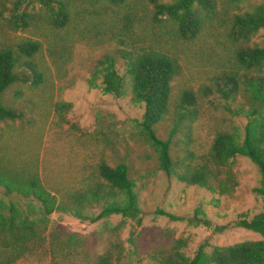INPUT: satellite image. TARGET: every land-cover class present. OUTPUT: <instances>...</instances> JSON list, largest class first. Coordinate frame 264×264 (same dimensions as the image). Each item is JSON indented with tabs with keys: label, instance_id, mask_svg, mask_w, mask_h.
<instances>
[{
	"label": "rangeland",
	"instance_id": "obj_1",
	"mask_svg": "<svg viewBox=\"0 0 264 264\" xmlns=\"http://www.w3.org/2000/svg\"><path fill=\"white\" fill-rule=\"evenodd\" d=\"M16 1L2 0L0 5V46L14 45L23 39L40 41L43 48L34 61L42 83L37 86L17 83L3 96L4 105L16 109L22 117L0 121V171L24 183L36 176L46 188L58 189L88 181L100 161L112 167L124 163L136 185L141 223L119 216L90 223L55 212L35 252L15 264H52L50 242L78 254L69 260L60 259L59 264H94L105 255L111 257L113 264H159L174 251L193 258L201 246L211 252L215 247L262 240L261 235L234 226L241 217L251 219L261 212V199L254 193L261 177L248 158L238 156L231 161L219 184L223 192L179 183L158 169L157 156L139 126L143 105L133 101L130 77L118 54V49H124L118 42L124 40V30L117 21L121 12L117 17L109 12L111 18L106 15L98 18L88 13L98 9V4L74 0L76 10L85 20L80 24L91 21L96 26L91 29L89 25L88 31L94 35L97 31H113L109 33L113 38L97 36L76 42L68 41L67 31L45 30V10L35 0H29L21 8L30 15L29 27L15 30L10 23V11ZM263 2L241 0L237 6H230L226 0H216L220 20H215L212 28L207 27L195 39L183 41L175 38L169 23H154L149 0H140L141 22L136 24L138 35H133V43L176 56L183 69L172 84L169 114L156 126L162 140H168L176 128L171 156L180 173L184 171L183 165L195 164L208 153L218 133L243 137L246 120L230 110L246 109V99L239 95L235 101L224 100L215 93L212 81L216 66L222 61L227 64L231 52L225 36L228 18ZM249 45L263 46L264 30ZM105 56L116 59L115 67L124 77L125 87L119 98L105 95L100 88L88 84L97 63ZM96 82L100 84L101 79L97 77ZM204 86L213 88L211 95L202 92ZM186 90L196 96V104L189 107L193 113L180 120L177 105ZM58 104L71 105L64 111L62 121L55 113ZM5 194L0 184V208L15 205L23 214L28 213L29 205L35 201L17 193ZM197 208L202 209L209 226H194L187 220L171 221L157 214L161 210L189 218Z\"/></svg>",
	"mask_w": 264,
	"mask_h": 264
},
{
	"label": "trees",
	"instance_id": "obj_2",
	"mask_svg": "<svg viewBox=\"0 0 264 264\" xmlns=\"http://www.w3.org/2000/svg\"><path fill=\"white\" fill-rule=\"evenodd\" d=\"M45 10L44 23L52 33L67 31L68 41L82 42L97 36H109L113 31H88L96 29L94 22H85L84 17L76 10L74 0H35ZM99 5L98 9L89 12L100 18L103 15L115 17L120 12L118 23L124 30V40L118 42L123 48L118 49L119 58L125 62L130 77L133 101L143 105L144 113L140 127L146 142L157 156L158 169L168 177H174L179 183L198 186L212 192L221 191V177L228 172L230 163L236 157L248 158L259 170V186L254 193L261 199V212L251 219L240 218L234 226L261 235L262 240L245 242L227 247H215L206 252L201 246L193 258L174 251L169 257L160 260L159 264H264V45L251 46V39L264 30V2L252 10L233 13L228 18L225 34L230 44L227 64L223 61L216 66L213 79L215 93L226 101H235L239 95L246 99L247 108L230 110L246 120L243 137L229 133H218L208 153L195 164L183 165L180 173L178 165L171 156V141L177 132L173 129L168 140L158 137L156 126L169 114L172 98V84L181 74L180 60L171 54L151 47H138L133 43L136 24L141 22L139 16L140 0H90ZM228 5L237 6L241 0H226ZM29 0H17L11 12L10 23L15 30L29 27L30 15L22 11V6ZM152 5L151 19L161 25L169 23L175 38L189 41L195 39L207 27H213L218 18L216 0H175L162 3L149 0ZM2 0H0V5ZM94 18V17H93ZM111 18V17H110ZM85 21V20H84ZM105 25V23H104ZM121 27H118L120 30ZM113 27V29H115ZM122 35L121 31L119 32ZM109 38H113L109 36ZM115 38V36H114ZM43 44L38 40L23 39L14 45L0 46V121H15L22 114L3 103L4 94L17 83L40 85L42 75L34 61L42 50ZM116 59L105 56L89 79L91 88H100L103 94L119 98L125 87L124 77L115 67ZM101 79L97 84L96 78ZM213 88L204 86L202 92L207 96ZM196 96L191 91H183L177 105L180 120L192 114L189 107L195 106ZM70 104H58L55 113L62 121L64 111ZM230 182V180L228 179ZM0 184L6 196L13 193L34 199L23 214L15 205L0 208V264H15L26 255L35 252L39 238L49 230L50 216L53 213L70 215L78 220L96 223L106 218L119 216L141 223V208L135 183L129 176V168L120 163L115 167L100 161L94 175L73 188H46L36 176H31L26 183L0 171ZM99 209V213L95 211ZM171 221H184L191 225L210 223L204 218L202 209L197 208L192 217L184 218L165 211H158ZM220 228L218 230H222ZM52 234V233H51ZM51 262L59 264V260H69L78 254L73 249H60L52 242ZM94 264H113L108 255L98 257Z\"/></svg>",
	"mask_w": 264,
	"mask_h": 264
}]
</instances>
